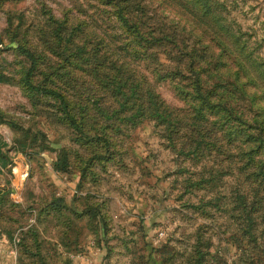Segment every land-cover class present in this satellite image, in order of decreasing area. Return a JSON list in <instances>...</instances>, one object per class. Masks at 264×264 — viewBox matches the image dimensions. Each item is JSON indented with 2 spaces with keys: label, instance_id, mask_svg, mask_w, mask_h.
<instances>
[{
  "label": "rangeland",
  "instance_id": "obj_1",
  "mask_svg": "<svg viewBox=\"0 0 264 264\" xmlns=\"http://www.w3.org/2000/svg\"><path fill=\"white\" fill-rule=\"evenodd\" d=\"M0 264H264V0H0Z\"/></svg>",
  "mask_w": 264,
  "mask_h": 264
},
{
  "label": "trees",
  "instance_id": "obj_2",
  "mask_svg": "<svg viewBox=\"0 0 264 264\" xmlns=\"http://www.w3.org/2000/svg\"><path fill=\"white\" fill-rule=\"evenodd\" d=\"M20 50L26 54L32 61V63H34V55L30 52V50H28L27 48L23 47V46H19ZM35 88L37 89H42L43 91H46L48 93H51V94H54L55 96H57L62 105H63V108L65 109V112H67L68 110H66V103H65V100H64V97L62 96L61 93H59L58 91L56 90H53L51 88H45V87H40V86H34ZM70 119L73 123H75V121L73 120V118L70 116Z\"/></svg>",
  "mask_w": 264,
  "mask_h": 264
}]
</instances>
